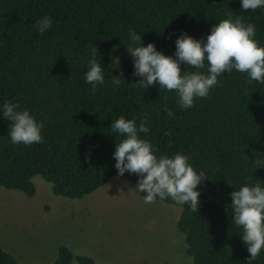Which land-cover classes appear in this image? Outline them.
<instances>
[{"label":"trees","instance_id":"obj_1","mask_svg":"<svg viewBox=\"0 0 264 264\" xmlns=\"http://www.w3.org/2000/svg\"><path fill=\"white\" fill-rule=\"evenodd\" d=\"M229 15L253 24L264 47V7L244 11L241 0H0V106L19 103L18 111L27 109L44 124L43 143L13 144L11 121L0 112V187L32 197L34 177L41 176L56 195L83 198L118 176L113 153L124 137L111 133L112 122L120 116L135 119L137 126L145 121L149 132L140 137L153 145L157 157L187 155L209 178L197 186L195 212L170 197L162 200L182 208L178 227L191 264H247L250 253L243 229L233 221L230 193L244 184L264 187V167L254 169L252 163L264 158V84L249 83L246 73L233 69L218 77L207 98L182 109L176 91L136 83L141 77L133 76L131 57L118 68L111 62L114 48L148 43L176 58L181 34L206 42L211 27ZM44 16L52 19V27L41 34L36 22ZM129 29L142 41H131ZM94 47L105 73L95 94L84 78ZM181 68L182 74L197 71L186 64ZM207 68L206 61L199 71L207 74ZM118 177L139 180L127 172ZM74 260L99 264L66 245L53 264ZM0 264H19L1 244ZM252 264H264V250Z\"/></svg>","mask_w":264,"mask_h":264},{"label":"clouds","instance_id":"obj_2","mask_svg":"<svg viewBox=\"0 0 264 264\" xmlns=\"http://www.w3.org/2000/svg\"><path fill=\"white\" fill-rule=\"evenodd\" d=\"M264 7V0H241L244 11H255ZM52 27V19L44 16L36 22L37 30L43 34ZM130 40L142 41L141 35L129 29ZM256 28L253 24H245L240 16L234 19L231 15L220 20L210 29L206 42L197 40L187 33L181 34L176 40L175 57L157 51L153 43L147 46L127 45V50L133 57V76L141 79L136 82L143 88L159 85L160 89L169 92L176 91L177 104L182 109L194 106L196 98H207L210 91L219 83L218 77L233 69L246 73L248 82L257 81L264 84V47L255 39ZM97 47L91 49L88 71L84 74L85 81L92 85L90 91L95 94L98 85L105 82L104 68L96 60ZM207 74L199 71L205 68ZM181 64L197 69L182 74ZM113 67H119V58H114ZM114 83L119 79L114 77ZM167 100V97L164 98ZM19 103L5 101L0 106L3 117L11 121L9 136L13 144L32 145L43 143L41 129L43 122H37L35 117L25 109L18 111ZM164 111L168 117L175 114L165 105ZM145 121L137 126L135 119H125L120 116L111 124V133H118L124 139L116 144L113 153L117 175L125 172L139 177L135 191L144 192V203L153 204L158 200L171 198L180 205L188 204L195 212L200 207V192L197 189L207 178L204 171L197 172L190 163V157L176 153L169 157H157L153 145L140 137V133H148ZM170 136V132H165ZM253 167H264V158L257 157L252 161ZM230 186H233L228 181ZM230 210L237 227L243 229L242 241L250 253L247 264H252L261 251L264 250V187L244 184L238 190L230 193Z\"/></svg>","mask_w":264,"mask_h":264},{"label":"rangeland","instance_id":"obj_3","mask_svg":"<svg viewBox=\"0 0 264 264\" xmlns=\"http://www.w3.org/2000/svg\"><path fill=\"white\" fill-rule=\"evenodd\" d=\"M111 52L113 65L115 57L119 66L133 59L127 50ZM34 183L32 197L0 187V244L19 264H53L61 245L99 264L192 263L178 227L181 206L144 203L132 180L116 176L78 199L56 195L41 176Z\"/></svg>","mask_w":264,"mask_h":264}]
</instances>
